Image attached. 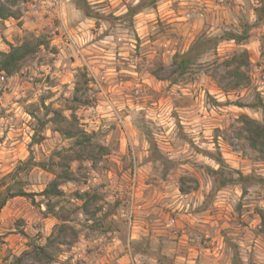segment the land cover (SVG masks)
<instances>
[{"label": "rangeland", "instance_id": "obj_1", "mask_svg": "<svg viewBox=\"0 0 264 264\" xmlns=\"http://www.w3.org/2000/svg\"><path fill=\"white\" fill-rule=\"evenodd\" d=\"M1 1L15 18L0 21V51L31 36L48 47L13 76L0 73V199L36 194L35 204L15 197L0 209V264L48 242L52 264H231L234 247L244 264H264V156L242 128L243 116L264 123V0ZM139 2L144 10L128 14ZM246 23V42H221L184 77L174 73V55L199 36L241 33ZM243 51L249 81L226 92L222 63ZM84 75L87 104L74 106ZM49 110L76 115L107 149L69 158L74 180L50 199L69 227L60 235L63 222L40 196L54 175L40 165L56 169L75 140L54 130ZM209 169L234 182L218 189L221 175ZM84 193L97 197L85 210ZM123 207L140 208L128 220Z\"/></svg>", "mask_w": 264, "mask_h": 264}, {"label": "trees", "instance_id": "obj_2", "mask_svg": "<svg viewBox=\"0 0 264 264\" xmlns=\"http://www.w3.org/2000/svg\"><path fill=\"white\" fill-rule=\"evenodd\" d=\"M20 1L25 0H9L8 3L11 7L16 6ZM157 0H153V8L156 5ZM144 10L142 3H138L134 6H129L128 14L134 16ZM259 21L264 18V6L261 7L257 11L256 14ZM15 18L14 13L11 9L0 0V21H6L8 19ZM254 25L246 23L243 27L241 33L235 32H226L220 37H208L206 35L199 36L190 48L184 53H177L174 55L172 60L173 71L177 75V77H184L187 75L191 69L198 63L202 56L208 54L211 50L215 49L219 43L221 42H235L238 45L243 44L250 38L251 29ZM48 47V42L43 38L31 36L22 42V44L18 46H11L8 52L0 51V73H5L7 76H13L18 73L24 62L34 56L41 48ZM249 58L247 51H243L239 54H235L229 59H226L222 66L224 68V75L222 78L224 80H229L227 87L225 88L226 92L235 91L240 87L246 85L249 81V76L245 70L248 67ZM84 86L79 84V82L75 85L74 94L72 97V104L74 106L86 105V99L80 97L79 94L85 91L86 86L88 85V81L86 76L84 75ZM264 112V103L260 101L257 105ZM49 113L52 114V117L49 119L54 125V130L58 132L60 135L68 138L74 139V153L71 156L63 154L61 152L58 153V160L55 161L56 169H49L45 164L41 163V167L45 170H49L53 175L54 179L51 180L46 188L40 193V196L44 197L47 200V214L52 215L53 217L61 220L63 223L59 226L58 231L59 235L64 233L67 229H69L68 225L65 223L67 220L55 213V206L51 203V198H62L64 196L63 190L60 188L64 183L71 182L74 180V174L70 168V159L72 160H93L97 155H103L107 152V149L99 145L98 143L93 142V136L89 133L83 131L79 125L78 119L76 115L72 114L70 118L65 117L62 111H51ZM41 130L45 128L46 123L43 121H39ZM242 128L246 132V137L244 138L250 148L264 156V123L259 122L255 119H251L248 116L242 117ZM35 136L32 139V144H38L41 142V138L39 140H35ZM33 157L31 155L28 160V164H36L33 161ZM222 166V161H217ZM59 168V169H57ZM212 175H221L219 170L209 169ZM241 180H249L247 177H242ZM233 179L225 178L224 175H221L219 178V187L218 189L225 187L228 184H232ZM35 196L34 193H27L23 190H19L15 193H11L8 197L4 196V198L0 199V209H2L8 198L15 197H23L31 200L32 204H35ZM80 199L85 200L83 202V209H87L91 203L97 201V197L95 195H91L89 197L88 193H84L82 195H77ZM261 217V234L264 237V211L260 212ZM74 236L76 237V233L74 232ZM50 241V239H48ZM50 242H48L44 246L40 245H32V250L28 252H24L22 255L18 257H14L10 264H52L54 262V257L52 253L49 252ZM159 264H163V259H158ZM231 264H244L239 256L237 247H234L233 257Z\"/></svg>", "mask_w": 264, "mask_h": 264}, {"label": "built area", "instance_id": "obj_3", "mask_svg": "<svg viewBox=\"0 0 264 264\" xmlns=\"http://www.w3.org/2000/svg\"><path fill=\"white\" fill-rule=\"evenodd\" d=\"M63 3V0H52V6H59ZM133 206V205H130ZM134 208H140V207H123L120 209V213L121 216H124L126 219L131 220V218L133 217V213H134ZM176 220L175 219H171L168 223H167V228H172L174 227Z\"/></svg>", "mask_w": 264, "mask_h": 264}, {"label": "crops", "instance_id": "obj_4", "mask_svg": "<svg viewBox=\"0 0 264 264\" xmlns=\"http://www.w3.org/2000/svg\"><path fill=\"white\" fill-rule=\"evenodd\" d=\"M5 23H7V22H5ZM8 31H7V29H5V33H7Z\"/></svg>", "mask_w": 264, "mask_h": 264}]
</instances>
